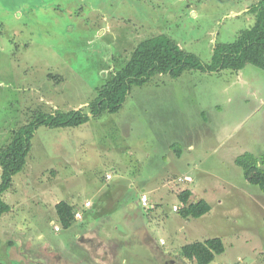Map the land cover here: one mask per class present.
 Returning <instances> with one entry per match:
<instances>
[{
    "label": "rangeland",
    "instance_id": "obj_1",
    "mask_svg": "<svg viewBox=\"0 0 264 264\" xmlns=\"http://www.w3.org/2000/svg\"><path fill=\"white\" fill-rule=\"evenodd\" d=\"M259 1L0 0V148L39 113L89 111L149 38L165 34L209 64L254 25ZM245 153L264 155V71L253 65L156 75L116 113L40 126L3 195L0 262L196 264L182 246L220 238L211 264H264V193L236 165ZM185 191L210 213L174 211ZM62 201L81 218L64 225Z\"/></svg>",
    "mask_w": 264,
    "mask_h": 264
},
{
    "label": "trees",
    "instance_id": "obj_2",
    "mask_svg": "<svg viewBox=\"0 0 264 264\" xmlns=\"http://www.w3.org/2000/svg\"><path fill=\"white\" fill-rule=\"evenodd\" d=\"M251 11L255 15L254 25L242 31L234 42L216 45L209 64H203L197 56L183 50L167 35L159 34L136 47L125 66L98 90L97 98L88 105L89 111L80 109L55 115L37 114L33 123L16 132L12 140L0 148V218L11 209L3 200V195L11 188L13 177L26 166L31 140L38 127L76 128L88 123L91 118L116 113L133 86H142L156 75L169 74L177 78L189 70L208 73L222 70L239 72L246 65H253L264 71V0L252 5ZM236 165L243 170L245 179L264 193V155L257 157L252 153H245L237 158ZM191 197L190 191L179 195L182 208L177 213L182 218L201 219L210 213L211 206L205 200L190 202ZM56 211L64 225L75 221L76 213L69 203H58ZM224 251L222 240L213 238L182 246L181 255L196 264H211Z\"/></svg>",
    "mask_w": 264,
    "mask_h": 264
},
{
    "label": "built area",
    "instance_id": "obj_3",
    "mask_svg": "<svg viewBox=\"0 0 264 264\" xmlns=\"http://www.w3.org/2000/svg\"><path fill=\"white\" fill-rule=\"evenodd\" d=\"M109 178H110V176H108V179H109ZM187 179H189V180H187ZM185 180H186V181H191L190 178H185ZM141 202H142V204H143L144 207H148V199H147L146 196H143V197H142ZM85 205H86V207H90V206H91V203H90V202H86ZM173 210L177 212V211H178V208H177V207H174ZM81 216H82V215H81L79 212H77V213L75 214V217H76L77 219H80ZM56 230H58V228H56Z\"/></svg>",
    "mask_w": 264,
    "mask_h": 264
},
{
    "label": "crops",
    "instance_id": "obj_4",
    "mask_svg": "<svg viewBox=\"0 0 264 264\" xmlns=\"http://www.w3.org/2000/svg\"><path fill=\"white\" fill-rule=\"evenodd\" d=\"M108 176H109V175H108ZM108 176H107V179H108ZM109 179H110V178H109ZM109 179H108V180H109ZM85 204H86V203H85ZM85 206H86V205H85ZM90 207H91V206H90ZM76 213H77V212H76ZM79 213H80V212H79ZM80 214L82 215V213H80ZM77 220H78V219H77Z\"/></svg>",
    "mask_w": 264,
    "mask_h": 264
}]
</instances>
